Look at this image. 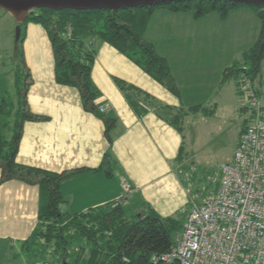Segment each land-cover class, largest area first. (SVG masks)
Listing matches in <instances>:
<instances>
[{
    "label": "crops",
    "instance_id": "1",
    "mask_svg": "<svg viewBox=\"0 0 264 264\" xmlns=\"http://www.w3.org/2000/svg\"><path fill=\"white\" fill-rule=\"evenodd\" d=\"M260 29V19L248 7L236 8L224 19L216 12L196 19L191 12L155 9L143 36L166 60L179 96L114 46L93 39L92 79L100 91L95 103L107 105L105 115L118 119L112 131L116 163L109 175L100 169L109 145L103 119L84 109L76 87L56 82L47 31L40 24L27 23L20 57L32 78L26 99L33 113L47 119L23 123L17 161L58 173L82 169L60 182L62 209L71 214L115 202L144 203L164 217L179 214L191 197L183 174L190 159L179 161L185 150L183 129L179 131L153 109L138 116L114 78L179 111L210 108L234 79L223 80L225 70L255 44ZM191 113L195 112L187 116ZM2 122L0 136L5 131ZM40 203L39 185L0 181V264L13 260L16 252L23 253L20 244L37 226Z\"/></svg>",
    "mask_w": 264,
    "mask_h": 264
},
{
    "label": "trees",
    "instance_id": "2",
    "mask_svg": "<svg viewBox=\"0 0 264 264\" xmlns=\"http://www.w3.org/2000/svg\"><path fill=\"white\" fill-rule=\"evenodd\" d=\"M239 7L252 9L261 21V29L255 44L225 70L223 80L231 77L238 82L241 73L245 72L254 81L264 58V8L232 1H174L117 10L40 8L30 13L22 23L15 52L22 59L27 23H37L45 28L55 56L56 82L76 87L84 109L99 116L105 123L104 133L109 145L100 169L112 175L116 163L112 151V131L118 119L101 113L95 103L100 91L92 79L95 50L90 42L100 38L114 46L179 96V89L166 60L143 36L152 12L157 8L191 12L196 19L216 12L224 19ZM114 81L138 116L153 109L160 118L181 132L184 118L189 112L208 115L214 111L201 106L179 111L175 107L161 104L149 93L127 81L119 78H114ZM31 82L30 71L25 62L21 61L15 77V96L0 98V116L5 115L9 123V133L0 136V181L17 179L39 185L41 189L39 221L32 234L20 244L28 264H178L176 261L154 262L151 257L153 254L169 252L174 246L176 235L182 232L185 212L164 217L144 203L128 205L115 202L71 214L62 209L65 199L60 190V182L82 169L58 173L17 161L23 123L47 119L33 113L28 106L26 95ZM237 88L240 89L239 84ZM185 159L186 155L181 154L179 161Z\"/></svg>",
    "mask_w": 264,
    "mask_h": 264
},
{
    "label": "built area",
    "instance_id": "3",
    "mask_svg": "<svg viewBox=\"0 0 264 264\" xmlns=\"http://www.w3.org/2000/svg\"><path fill=\"white\" fill-rule=\"evenodd\" d=\"M238 82L254 116L241 132L232 161L220 166L218 186L183 209L182 232L169 252L152 255L154 262L264 264V91L245 72ZM98 109L105 114L109 107Z\"/></svg>",
    "mask_w": 264,
    "mask_h": 264
},
{
    "label": "rangeland",
    "instance_id": "4",
    "mask_svg": "<svg viewBox=\"0 0 264 264\" xmlns=\"http://www.w3.org/2000/svg\"><path fill=\"white\" fill-rule=\"evenodd\" d=\"M18 25L9 12L0 8V97L15 96L14 80L21 65L14 45ZM231 81L217 102L210 105L214 110L212 114L191 113L183 121L184 154L190 159L186 170L183 169L191 195L187 205L191 201H202L218 186L220 166L232 161L241 132L254 116L246 93L237 88L240 83ZM253 85L264 91V58ZM0 117L6 135L9 133L8 118ZM26 260L25 253L16 252L13 260L6 264H26Z\"/></svg>",
    "mask_w": 264,
    "mask_h": 264
},
{
    "label": "water",
    "instance_id": "5",
    "mask_svg": "<svg viewBox=\"0 0 264 264\" xmlns=\"http://www.w3.org/2000/svg\"><path fill=\"white\" fill-rule=\"evenodd\" d=\"M174 1L188 0H0V8L9 12L19 24L16 28L15 43L21 35V25L26 21L30 13L40 8L54 10L74 9L92 10L108 9L117 10L120 8H133L138 6H151L165 4ZM245 4H252L264 8V0H222Z\"/></svg>",
    "mask_w": 264,
    "mask_h": 264
}]
</instances>
